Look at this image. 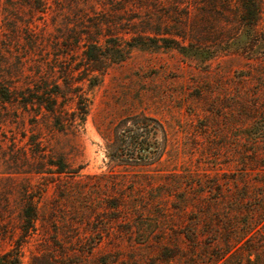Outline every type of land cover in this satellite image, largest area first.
Returning a JSON list of instances; mask_svg holds the SVG:
<instances>
[{"label": "rangeland", "instance_id": "obj_1", "mask_svg": "<svg viewBox=\"0 0 264 264\" xmlns=\"http://www.w3.org/2000/svg\"><path fill=\"white\" fill-rule=\"evenodd\" d=\"M247 8L246 0H0V92L60 93L55 114L0 97V256L264 264V0L256 21ZM80 96L84 122L73 121ZM132 114L166 130L150 162L110 157ZM194 229L222 236L193 244L185 233Z\"/></svg>", "mask_w": 264, "mask_h": 264}, {"label": "trees", "instance_id": "obj_2", "mask_svg": "<svg viewBox=\"0 0 264 264\" xmlns=\"http://www.w3.org/2000/svg\"><path fill=\"white\" fill-rule=\"evenodd\" d=\"M249 15L247 14L246 19H250L249 21H256L257 13L254 11L257 8V0H246ZM93 46H89V51L86 52L87 59L91 63L94 59L93 54H90V48ZM92 71H94L95 66L91 64ZM58 86L56 85V89ZM58 90H45L42 96L35 95L26 97L24 92H13L8 88L1 90L0 97L4 101H19L23 104L34 103L36 101L39 105L44 106L46 110L50 113L55 114L54 105L57 103ZM46 97L47 100H44ZM47 101V104L46 102ZM88 98L84 96H80V101L78 104L79 111L74 112L73 121L80 119L82 122L85 121L86 115L88 114ZM55 124L60 129L63 128L64 124L62 123L59 117L56 118ZM165 128L163 124L156 118L147 116L145 114H132L118 125L116 128V132L114 134V138L112 142H109L108 149L110 157L121 162L123 164H141L154 160L157 156H159L160 150V142L158 140V135L165 134ZM59 173H62V170H58ZM25 218L29 223H34L38 220V215L32 208L27 211ZM231 232V231H230ZM229 234H224V238L229 239L231 236ZM206 236L207 238H203ZM222 234L217 230H213L212 232L200 233L197 230H188L185 233V237L191 241L193 244H199L201 242L208 243H217L219 241V237ZM235 237V236H233ZM235 239V238H233ZM150 240L149 235L146 236L144 241ZM0 264H21L20 258L18 256H12L10 252L0 256Z\"/></svg>", "mask_w": 264, "mask_h": 264}]
</instances>
